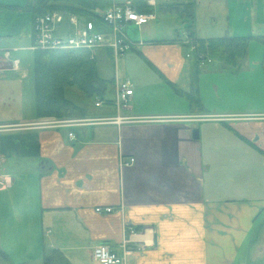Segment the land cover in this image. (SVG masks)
Wrapping results in <instances>:
<instances>
[{
  "label": "crops",
  "instance_id": "1",
  "mask_svg": "<svg viewBox=\"0 0 264 264\" xmlns=\"http://www.w3.org/2000/svg\"><path fill=\"white\" fill-rule=\"evenodd\" d=\"M32 19L30 11L0 5V47L32 42ZM141 40L132 50L147 66L130 62V108L117 111L111 102L86 109V118L113 119L0 129V264H42L43 247L59 249L70 264H94L96 245L122 255L124 241L131 250L125 264H264V118L252 117L264 108L224 107L218 74L230 71L186 64L182 43ZM93 53L111 59L107 47ZM2 56L0 71L19 69ZM195 69L205 113L214 117L168 119L199 116L167 83L191 90ZM47 118L16 114L0 125ZM129 157L133 164H120Z\"/></svg>",
  "mask_w": 264,
  "mask_h": 264
},
{
  "label": "rangeland",
  "instance_id": "2",
  "mask_svg": "<svg viewBox=\"0 0 264 264\" xmlns=\"http://www.w3.org/2000/svg\"><path fill=\"white\" fill-rule=\"evenodd\" d=\"M155 1L159 3L167 0ZM154 13L155 17L140 28L126 31L123 27L126 38L135 42L150 38L172 39L176 37L177 33L183 37V23L176 13H163L157 9ZM83 21L82 18H78L79 24H82ZM194 21L198 34L203 38L224 35L264 36V0H195ZM31 31L30 26L29 35H31ZM30 42L29 39L25 45L15 49L0 47V55L8 52L10 55L8 60L17 59L18 63L11 62V64L19 67L18 70L7 68L0 71V122L4 119L14 121L16 114L35 117L33 49ZM182 53L186 64L194 63V53L190 47L182 46ZM187 53L191 57L187 56ZM99 55L97 56V68L99 74L105 78L114 76L119 81L129 79L130 62L133 57L140 59L137 63H140L141 66H147L144 59H141L142 57L132 49L127 50L124 56L118 57L116 60L112 57L108 59L101 53ZM263 55L264 43L251 38L248 40L247 54L243 60L242 69L237 73H223L224 76L220 75L221 73L218 74V82L222 85L220 91H225L220 99L221 103H225L224 107L264 108V69L261 63ZM210 57L214 59L213 63L207 62V58L200 62L203 61L210 68H218L222 63L219 56L212 55ZM247 64L248 68H246ZM151 82L152 79L147 80V83ZM153 86L154 84L151 85V87ZM167 90L170 92L169 89ZM65 94L85 109H95L93 108V99L88 98L76 87L66 88ZM108 95L113 97V93ZM181 102L185 103L182 99ZM106 104L104 103L105 106H107ZM259 128L258 131L264 137V126ZM248 129L253 131L249 127ZM254 137L255 135L251 136V139L254 140ZM94 264H96L95 261Z\"/></svg>",
  "mask_w": 264,
  "mask_h": 264
},
{
  "label": "trees",
  "instance_id": "3",
  "mask_svg": "<svg viewBox=\"0 0 264 264\" xmlns=\"http://www.w3.org/2000/svg\"><path fill=\"white\" fill-rule=\"evenodd\" d=\"M120 0H27L22 6L1 4L8 8H20L30 11L33 15L31 22V46L33 45V21L36 16L49 11L60 10L74 14L79 18L99 21L100 13L110 8ZM133 7L140 12L152 13L157 9L163 13H176L183 23V37L178 33L175 38L160 40L163 43H182L194 47V59L199 63L202 59L218 55L222 69L237 73L242 69L243 60L247 54L248 40L254 38L264 43L263 35L239 36L224 35L221 37H201L195 27V0H167L150 6L146 0H134ZM133 49V48H132ZM110 55L111 54V50ZM142 55L140 52H138ZM264 69V55L261 61ZM33 82L35 117L81 118L85 117L86 109L69 99L66 88L76 87L88 98L95 101L100 98L104 103H111L108 94L114 90V76L102 77L97 68V60L92 50L86 48H35L33 49ZM199 71L194 70L193 87L184 90L177 84L167 81L178 96L183 97L191 112L205 113V108L199 95ZM136 229V228H135ZM3 253V252H2ZM3 255H5L3 253ZM6 256V255H5ZM42 264H70L69 260L57 248L42 250Z\"/></svg>",
  "mask_w": 264,
  "mask_h": 264
},
{
  "label": "built area",
  "instance_id": "4",
  "mask_svg": "<svg viewBox=\"0 0 264 264\" xmlns=\"http://www.w3.org/2000/svg\"><path fill=\"white\" fill-rule=\"evenodd\" d=\"M149 5L154 4V0H147ZM154 18L153 13L137 11L133 5L132 0H124L119 4H114L110 8H107L101 12L99 23L107 26L111 32L112 37L110 41L105 40L104 34L96 28V21L93 19H86L82 24L78 23V17L74 14H67L60 10L49 11L45 14L38 15L33 21V45L35 48H61V49H73V48H86L96 49L102 46H107L112 52L113 58L116 60L129 50L134 44L126 38L123 32V25L126 22H131L137 26L147 23L148 20ZM141 43V42H139ZM191 48L194 47L191 45ZM9 53L5 52L2 56L4 60H7ZM14 63H18V60H14ZM115 97L113 104L117 110L130 108V101L133 95V88L130 80L125 79L119 81L115 77L114 83ZM102 104L101 99H97L94 103L95 106ZM213 115H199V116H178L170 118L172 120H203L207 118H213ZM226 117V116H224ZM242 117V116H239ZM252 117L264 118L263 115H253ZM121 121H139L141 117L134 116H118L116 117ZM235 118V116L231 117ZM110 118H72V119H56L47 118L44 120L23 122L19 124H7L0 125V128H10L20 126L24 128H30L35 126H75L88 123H95L99 120H109ZM69 136H73L72 132H69ZM0 158V164H1ZM134 158L130 157L127 160L121 159V165H130L134 162ZM0 183L2 178L0 176ZM97 212H111L112 208L96 207ZM128 231L133 234L135 229L129 227ZM127 241L123 242L124 253L118 255L113 252L106 243H100L92 250V258L97 264H125L126 254L130 253V247L127 245ZM141 250L142 247H138Z\"/></svg>",
  "mask_w": 264,
  "mask_h": 264
},
{
  "label": "water",
  "instance_id": "5",
  "mask_svg": "<svg viewBox=\"0 0 264 264\" xmlns=\"http://www.w3.org/2000/svg\"><path fill=\"white\" fill-rule=\"evenodd\" d=\"M193 137L194 138H197L198 137V129L197 128H195V129H193Z\"/></svg>",
  "mask_w": 264,
  "mask_h": 264
}]
</instances>
